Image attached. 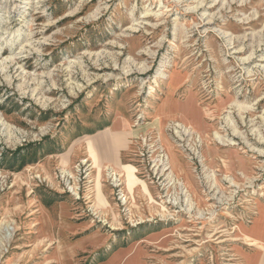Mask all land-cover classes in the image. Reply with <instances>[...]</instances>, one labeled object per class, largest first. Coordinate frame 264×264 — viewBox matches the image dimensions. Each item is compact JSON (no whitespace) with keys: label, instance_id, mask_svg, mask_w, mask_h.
<instances>
[{"label":"rangeland","instance_id":"374dc122","mask_svg":"<svg viewBox=\"0 0 264 264\" xmlns=\"http://www.w3.org/2000/svg\"><path fill=\"white\" fill-rule=\"evenodd\" d=\"M262 213L264 0H0V264H250Z\"/></svg>","mask_w":264,"mask_h":264},{"label":"crops","instance_id":"0c3cea01","mask_svg":"<svg viewBox=\"0 0 264 264\" xmlns=\"http://www.w3.org/2000/svg\"><path fill=\"white\" fill-rule=\"evenodd\" d=\"M123 134V131H114L110 132L108 135L102 137V139L98 140V142H93V151H94V160L98 163H101L102 166L105 163L108 164H114L115 167H117L120 170H123V172H126V169L124 166L126 164H123L121 153L124 150V147L118 148V150H114L112 147V141L113 138H116V136H119ZM102 193H103V189ZM129 246L127 247H120L116 250H114L113 253H111L106 259L98 262V264H142V259H140V255H135L133 249ZM136 253V252H135ZM258 258L259 264H264V248L259 251V254L256 255ZM66 260H64L65 262ZM69 262V261H68ZM67 264H72L71 262Z\"/></svg>","mask_w":264,"mask_h":264},{"label":"bare ground","instance_id":"6f19581e","mask_svg":"<svg viewBox=\"0 0 264 264\" xmlns=\"http://www.w3.org/2000/svg\"><path fill=\"white\" fill-rule=\"evenodd\" d=\"M177 85V81L175 79H172L171 80V84H170V91L173 93L175 92V86ZM169 101L167 103H165V106L164 108L168 105ZM194 108V105H190L188 106V108L186 109L187 110V114L189 115V118H187V120L192 123H194V125L199 128L198 131L201 132V134H203V128L205 127L204 125L202 127H200L201 125V119L199 118V116L197 117L196 114L192 113V109ZM191 110V111H189ZM167 114V113H165ZM205 114L208 115V112H205ZM168 116V115H167ZM166 115L164 117H162V120L160 121L159 125H160V129H161V132L165 135V129L163 128V124H164V119H165ZM190 122V124L192 125V123ZM202 124H203V120H202ZM168 146V149H169V154L171 156L170 157V162L171 164L173 165V168H175V163H176V158H175V154L174 152L172 151V146L170 144H167ZM168 154V155H169ZM129 170V169H128ZM130 180V179H129ZM136 182V181H135ZM260 225H259V230H260V233L258 234V238H254V237H251L252 241L257 245L259 244L260 245V240L264 241V213H262V216L260 217V219L258 220ZM261 247L264 246V244L260 245ZM257 257V256H256ZM255 259H258V258H253L251 259L250 261V264H259V262H257ZM259 261V260H258Z\"/></svg>","mask_w":264,"mask_h":264}]
</instances>
